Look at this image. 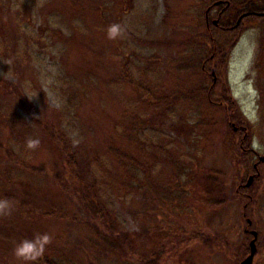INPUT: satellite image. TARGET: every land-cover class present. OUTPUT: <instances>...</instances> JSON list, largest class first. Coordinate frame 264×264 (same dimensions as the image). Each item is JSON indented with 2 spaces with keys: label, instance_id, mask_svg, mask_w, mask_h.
I'll return each instance as SVG.
<instances>
[{
  "label": "rangeland",
  "instance_id": "rangeland-1",
  "mask_svg": "<svg viewBox=\"0 0 264 264\" xmlns=\"http://www.w3.org/2000/svg\"><path fill=\"white\" fill-rule=\"evenodd\" d=\"M228 1L221 23L229 25L239 16L232 6L243 0H0V22L10 28L0 33V198L13 204L0 213V264H39L14 250L45 233L51 240L43 253L64 254L74 264H240L250 253L248 231L257 233L252 264H264V162L246 189L250 203L238 195L254 174L251 152L264 157V22L245 12L243 30L219 67L198 27V16L215 17L211 2ZM107 24H119L120 34L110 38ZM222 35L209 33L217 43ZM12 37L17 55L5 56L3 41L10 45ZM21 52L29 63L18 69L13 61ZM123 61L152 90L154 106L119 79ZM225 85L245 133L233 123L236 134L228 131L219 102ZM202 86L211 87L210 104L197 111L176 103L182 92ZM181 117L190 125L177 135ZM196 121L207 125L191 127ZM59 130L78 149L74 174L83 182L96 178L121 230L136 235V255L113 252L104 226L80 204L84 185L64 162ZM243 135L249 148L241 149ZM30 138H39V146L28 148ZM110 146L147 158L157 187L124 190ZM220 193L215 206L210 201ZM45 211L57 217L45 218ZM199 233L210 236V245L194 239Z\"/></svg>",
  "mask_w": 264,
  "mask_h": 264
},
{
  "label": "trees",
  "instance_id": "trees-1",
  "mask_svg": "<svg viewBox=\"0 0 264 264\" xmlns=\"http://www.w3.org/2000/svg\"><path fill=\"white\" fill-rule=\"evenodd\" d=\"M247 2V1H246ZM255 6V5H253ZM262 8H264V5L262 4ZM247 11H254V12H260L258 9H247L245 10V12ZM198 22L201 21V24H198L199 28H201L200 26H204V32H205V39H208L209 44L211 45V49H212V53L214 54V52L216 54L215 57L219 54L223 55L222 59L219 61V64H223V61L225 60V57L228 56L229 51H219V45L220 46H226L229 45L230 48H232L235 44L237 39L239 38L236 37L235 40L233 42H226V36L223 34L221 36L222 42H215L214 39H211L209 36V32L205 27V19H204V15H203V19H201L200 16H198ZM249 19H257V20H261L264 22V18L260 19L259 17H249ZM2 22V21H1ZM0 22V33H6L8 31H10V28L7 27L6 25L3 24V22ZM203 23V25H202ZM108 27H110V25L107 24ZM2 29V30H1ZM15 31V29H11V32L13 33ZM241 34V33H240ZM239 34V35H240ZM16 37V36H15ZM12 39H14V41L8 45L7 42L4 40L3 41V54H5V56H7V54L9 53L11 55V52L14 55H17V52L15 50H13L15 44H16V39L14 37H12ZM192 46V45H191ZM195 47V46H193ZM224 50V49H223ZM13 59V58H12ZM17 62V68L20 69L21 67H23L24 65H28L29 60H28V56L26 55L25 52H21V54L18 56V58H16L13 62ZM191 61L190 63H194L196 60L192 59L191 57ZM23 63V64H22ZM199 63L202 66L201 60H199ZM198 65V64H197ZM223 66V65H222ZM217 67V64L216 66ZM200 72H203V70L200 68ZM122 82L127 83L128 85H130L133 89H135V91L137 92L138 96L140 97V99H144L145 103L147 105H149V107L154 106L157 99L154 96L153 92L151 89L147 88L146 85H144L143 83H141L138 79H135L132 76L130 67L128 65V62L123 61V71L121 72L120 78H119ZM213 80V79H212ZM1 82V79H0ZM220 79L217 78V84L216 85H220ZM213 83H215L213 81ZM215 85V86H216ZM211 87H209L207 90L205 88L200 87L197 89H193L190 91H185V92H178L181 93L180 97L176 98V103L178 101H184L185 106H187L188 109H190L191 107H195V109H197V111L201 108L199 105L200 104H205L204 101H207L210 104L211 101V93L212 91L210 90ZM228 86H222L221 87V98L219 101L220 104L224 105V109L226 111V113H228L226 116V120L225 122L228 124L233 123L236 126V130L237 133L241 132V130H243L242 132L245 133V130L243 129L245 126H247V124H245L244 120L242 119V117L240 116V112L236 113L233 115V111L235 110V106H233V102L228 98ZM180 99V100H178ZM167 100V97H163L162 100L159 99L160 103H163V101ZM233 110V111H232ZM232 113L230 114L229 112ZM168 112V111H166ZM186 121V119L184 117L180 118V122L181 124H177L176 126H174V132L178 135L180 133H182L184 131V129H186L190 124H187V122H185V124H183V122ZM229 121V123H228ZM136 124H131L129 127H127L126 131L128 132H132L133 131V127ZM206 126L207 123H203L201 124L199 121H196L191 127L194 126ZM215 122L209 124V126L214 127ZM208 126V127H209ZM229 126V125H228ZM135 128V127H134ZM230 130L229 133L231 135H235L236 132L233 131L231 128L232 126L228 127ZM191 130H194L193 128H190ZM192 132V131H191ZM238 133V134H239ZM248 138H245V135L242 136V140L240 142L241 144V149L244 148H249L250 146H248ZM57 142L60 144L61 149L63 151V156H64V162L65 164L68 166V168H70L72 171L75 170L76 167V163H77V154H75V152L77 153L78 149L77 148H73L71 142L67 140V136L65 135V133L61 130L58 131V135H57ZM246 146V147H245ZM139 149V148H138ZM246 151H244V153L242 155H244L246 152L249 153L248 149H245ZM248 150V151H247ZM75 151V152H74ZM144 152V149H143ZM108 153H109V159L113 160L116 164V167L121 170L122 175L120 176L121 181H119V185L126 190L128 187L137 189V188H145V187H157L156 186V181H154V177L152 175V166L149 164V161L147 160V158H140L138 156H135L134 154H132L131 152L128 151H124L118 147H112L110 146L108 148ZM251 156H254V153L251 152ZM172 168H176L179 164V162L175 159H173L172 157H169L167 159H165ZM86 171V170H85ZM75 171L71 174V176L74 178V180L78 181L80 184L84 185V189L85 192L82 193V196L79 197L80 200V204L84 207V209L91 214V216L97 221L99 222L102 226H104L105 228V235H106V242L110 245V248H112L113 252H125V253H131L132 255H136L137 252H135V247H137L136 244V235L135 234H128L126 232H123L120 228V223L119 220L117 218V214L111 210L109 208V205L106 201V199L104 198V196L102 194H100L99 191V185L96 181V178H94L93 176H90V178L87 179V181L83 182L79 176L78 173L74 174ZM89 173V172H88ZM88 177V176H87ZM218 187V186H215ZM246 190L245 188L241 187L239 189V193L238 195H241L243 197L247 198V195L245 194ZM214 199L213 201H210L213 205L217 206L218 204L222 203L224 196L220 193L219 195L213 196ZM248 203H250L251 198L248 196ZM43 216L45 218H56L57 214L54 211H45L43 212ZM58 217H60L58 215ZM120 231V233H119ZM210 237L209 235L206 234H202L199 233L197 234L194 239H198L203 245L208 246L211 243V240L208 238ZM142 256V255H141ZM39 264H74V261L71 258H68L66 255L64 254H47V253H42L38 258H37Z\"/></svg>",
  "mask_w": 264,
  "mask_h": 264
},
{
  "label": "flooded vegetation",
  "instance_id": "flooded-vegetation-1",
  "mask_svg": "<svg viewBox=\"0 0 264 264\" xmlns=\"http://www.w3.org/2000/svg\"><path fill=\"white\" fill-rule=\"evenodd\" d=\"M244 2L245 1L243 0V1H241L239 6L235 3L232 6V9H236V11L235 10L234 11H235V13L237 12V14L239 16H237L236 20L234 22L232 21L231 24H229V25L222 24L221 19L227 13V9L230 7V2L228 1V3H226V6L224 3L211 2L209 4L210 7L208 9H211L213 12H215V17L210 19V17H209L210 12L206 16L205 27L208 30V32L211 33L214 30H218L226 36V40H225L226 42H228V43L233 42L235 40V38L238 37L239 34L243 30L244 23H245L243 20L247 19V17H242L244 14H246L245 13L246 6H245ZM248 4L251 5V6H249L250 7L249 9H251L253 7V8L258 9L260 11V12L251 11V13H249L247 15L248 18L252 17V16L259 17L260 19L264 18V8H262L261 3H259L258 1H254V3H253V0H248ZM227 5H229L228 8H227ZM253 5H255V6H253ZM219 49H220L219 51H223V52L231 50L229 45H226V46H220L219 45ZM214 54H216V53L214 52ZM222 56L223 55H221V54L217 55V60L220 61L222 59ZM218 61H216V63ZM219 66L220 65L218 62L217 67H219ZM252 153H254V151ZM254 155L257 159L259 158V156L256 153H254ZM253 173H255V172H253Z\"/></svg>",
  "mask_w": 264,
  "mask_h": 264
},
{
  "label": "clouds",
  "instance_id": "clouds-1",
  "mask_svg": "<svg viewBox=\"0 0 264 264\" xmlns=\"http://www.w3.org/2000/svg\"><path fill=\"white\" fill-rule=\"evenodd\" d=\"M121 32V27L119 24H113L108 29V34L110 38H115ZM32 96L30 98H34ZM53 102L59 105V102L56 98L52 97ZM40 144L39 138H30L27 141V147L30 149L38 147ZM13 207L12 201L7 198H0V213H9ZM51 240V237L48 234H42L34 237L33 239H24L21 240L15 247V255L19 258H22L25 261H33L37 259L44 251L45 245Z\"/></svg>",
  "mask_w": 264,
  "mask_h": 264
},
{
  "label": "water",
  "instance_id": "water-1",
  "mask_svg": "<svg viewBox=\"0 0 264 264\" xmlns=\"http://www.w3.org/2000/svg\"><path fill=\"white\" fill-rule=\"evenodd\" d=\"M260 161L264 162V157H260ZM253 180H254V177L250 176L248 178L247 183L245 184V187H249ZM247 223H248V226L251 225L250 220H247ZM250 234L253 236V239H252V241L250 243V253L245 259H243L240 262V264H252V262H253L254 254H255V241H256V238H257V233L255 231H251Z\"/></svg>",
  "mask_w": 264,
  "mask_h": 264
}]
</instances>
